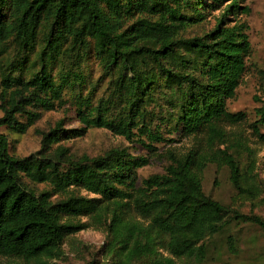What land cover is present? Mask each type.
<instances>
[{
	"label": "trees",
	"instance_id": "trees-1",
	"mask_svg": "<svg viewBox=\"0 0 264 264\" xmlns=\"http://www.w3.org/2000/svg\"><path fill=\"white\" fill-rule=\"evenodd\" d=\"M247 1L0 0V260L60 264L67 240L94 226L103 258L86 264H207L218 237L237 254L234 226L264 231L204 189L214 166L237 201H264L251 141L264 145V102L250 136L247 114L228 107L252 55ZM67 106L80 128L60 121L39 151L12 154L1 128L24 135ZM91 129L162 156L163 173L140 180L150 159L128 148L76 157L58 145ZM176 135L192 148L162 155Z\"/></svg>",
	"mask_w": 264,
	"mask_h": 264
},
{
	"label": "rangeland",
	"instance_id": "rangeland-1",
	"mask_svg": "<svg viewBox=\"0 0 264 264\" xmlns=\"http://www.w3.org/2000/svg\"><path fill=\"white\" fill-rule=\"evenodd\" d=\"M251 9L249 16H241L243 22L249 26V37L252 46V55L247 59V72L238 89L237 96L229 102V110L233 113L245 112L248 121L242 130L246 135H251L250 124L255 121L256 109L264 102V0H248L246 3ZM217 12L214 15L218 16ZM3 112L0 110V118ZM63 122L66 130L78 129L80 122L74 109L70 106L46 112L42 119L24 135L14 134L7 128H1L8 135L11 152L19 157H28L41 149V133H48L56 123ZM175 142L160 149L163 155L167 150L173 149L177 153H184L192 148L194 140L174 136ZM252 139V138H251ZM252 144L260 156L259 173L264 182V145L257 144L252 139ZM58 145L68 148L72 155L81 157L88 155L96 157L115 148H128L136 156L150 159V164L139 170L140 180L157 173H163L165 160L162 156H151L140 144L129 143L125 139L115 136L106 129H91L83 138L66 139V134ZM227 169L219 170L214 166L207 169L204 176L205 192L224 205L237 208L245 214H256L264 219V201L242 202L236 200V191L230 183ZM86 195V194H85ZM85 222L88 219L84 220ZM229 234L237 241L238 252L232 254L228 251L226 237L221 236L214 240L207 264H264V231L259 227L244 224L234 226ZM105 233L97 227L90 228L70 237L63 249L65 257L60 264H86L94 256L103 258ZM7 260H0V264H7Z\"/></svg>",
	"mask_w": 264,
	"mask_h": 264
}]
</instances>
